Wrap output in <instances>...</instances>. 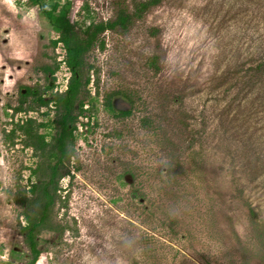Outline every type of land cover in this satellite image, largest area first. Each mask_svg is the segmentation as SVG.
<instances>
[{
	"label": "rangeland",
	"instance_id": "obj_1",
	"mask_svg": "<svg viewBox=\"0 0 264 264\" xmlns=\"http://www.w3.org/2000/svg\"><path fill=\"white\" fill-rule=\"evenodd\" d=\"M69 1L77 28L133 6L89 0L87 12ZM56 38L28 0H0V264L31 259L15 200L38 160L4 134L47 119V108L13 110L25 87L48 83L40 66L63 61ZM100 39L83 94L95 108L76 121L58 186L66 230L39 236L36 264H264V0H162ZM53 77L64 92L63 62ZM109 93L129 115L103 108Z\"/></svg>",
	"mask_w": 264,
	"mask_h": 264
},
{
	"label": "trees",
	"instance_id": "obj_2",
	"mask_svg": "<svg viewBox=\"0 0 264 264\" xmlns=\"http://www.w3.org/2000/svg\"><path fill=\"white\" fill-rule=\"evenodd\" d=\"M46 1H49L47 3ZM88 1L84 0L82 10L89 12ZM162 0H130L132 2V13H129L123 4L118 6L112 20L106 22L90 21L88 25L77 28L69 19L70 1L65 0H28L38 7L39 14L48 23L57 38L50 42L52 48L61 44L65 53L61 62L51 65H42L38 68L44 79L48 81L41 88L25 87L24 92L19 93L18 105L14 107V113L39 112L41 108H47L42 113L47 119L44 122H37L34 118H27L18 121L13 128L4 134L5 143L14 146L16 140L22 144L24 149H30L37 164L35 169H30V178L34 181L22 187L17 192L19 197L15 200L22 209L21 217L24 224L20 226V234L23 243L31 256L29 264H36L42 251L40 249L39 236L43 232H53L62 236L66 230L56 221L57 210L60 205L66 203V198L60 195V180L66 175L62 173L64 167L69 163L74 154V131L76 130L77 119L85 113H92L95 108L96 99L83 98L87 85L90 83V72L92 65L87 64L89 52L94 46L103 49L104 43L100 36L106 31L122 30L127 31L134 21L141 18L150 8L156 7ZM70 72L66 90L62 93L53 92L55 72L61 63ZM156 58L152 57V66L156 65ZM260 67V66H259ZM258 68V67H257ZM109 93L105 96L102 106L115 117L127 116L129 111L123 112L126 107L116 109L113 105L112 96ZM118 94V93H116ZM131 104V99L122 96ZM89 104V105H88ZM87 106L86 109L84 107ZM53 113L54 119H49ZM45 130L43 134L39 130ZM55 130V134L49 141V131ZM22 138V139H21ZM21 139V140H20ZM68 175V173H67ZM11 264V263H5Z\"/></svg>",
	"mask_w": 264,
	"mask_h": 264
},
{
	"label": "flooded vegetation",
	"instance_id": "obj_3",
	"mask_svg": "<svg viewBox=\"0 0 264 264\" xmlns=\"http://www.w3.org/2000/svg\"><path fill=\"white\" fill-rule=\"evenodd\" d=\"M119 103H120V100H116V101L113 100V105L115 108L117 107V104H119ZM121 103L123 104V101ZM123 107H126L125 103L123 104ZM125 111H128V110L124 109L123 112H125Z\"/></svg>",
	"mask_w": 264,
	"mask_h": 264
}]
</instances>
